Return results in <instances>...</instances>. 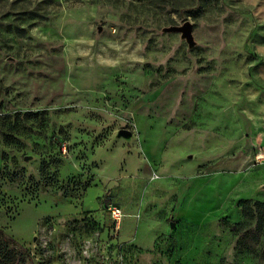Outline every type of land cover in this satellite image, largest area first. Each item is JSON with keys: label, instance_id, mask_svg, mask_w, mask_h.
<instances>
[{"label": "rangeland", "instance_id": "374dc122", "mask_svg": "<svg viewBox=\"0 0 264 264\" xmlns=\"http://www.w3.org/2000/svg\"><path fill=\"white\" fill-rule=\"evenodd\" d=\"M0 86L14 264L260 263L264 0H0Z\"/></svg>", "mask_w": 264, "mask_h": 264}, {"label": "crops", "instance_id": "0c3cea01", "mask_svg": "<svg viewBox=\"0 0 264 264\" xmlns=\"http://www.w3.org/2000/svg\"><path fill=\"white\" fill-rule=\"evenodd\" d=\"M256 123L255 133L251 136L246 144L245 150L240 149L238 154L232 156L229 161L231 171L240 178L239 180H249L250 177L248 175V169L255 164V153L260 149L264 148V121L253 122ZM258 150L256 151V148ZM257 179L256 182L259 184H264V163L261 165H257ZM230 171V172H231ZM231 173V174H233Z\"/></svg>", "mask_w": 264, "mask_h": 264}, {"label": "trees", "instance_id": "16d2710c", "mask_svg": "<svg viewBox=\"0 0 264 264\" xmlns=\"http://www.w3.org/2000/svg\"><path fill=\"white\" fill-rule=\"evenodd\" d=\"M141 1V0H136ZM4 92V88L0 86V95ZM263 214V222H264V208L262 210ZM236 226H232L231 228H235ZM15 240L9 236H7L3 230L0 228V264H14L16 260L17 254H20L19 251L16 252L10 245L14 244ZM22 260V258L20 259ZM259 264H264V245L261 248L259 254Z\"/></svg>", "mask_w": 264, "mask_h": 264}, {"label": "water", "instance_id": "95a60500", "mask_svg": "<svg viewBox=\"0 0 264 264\" xmlns=\"http://www.w3.org/2000/svg\"><path fill=\"white\" fill-rule=\"evenodd\" d=\"M168 32H179L181 37L184 38L188 45L191 47L193 46V39H192V24L190 22H185L181 26H170L165 29ZM118 137L123 138H130L132 136V132L128 129H119L117 131Z\"/></svg>", "mask_w": 264, "mask_h": 264}, {"label": "built area", "instance_id": "2783aa9c", "mask_svg": "<svg viewBox=\"0 0 264 264\" xmlns=\"http://www.w3.org/2000/svg\"><path fill=\"white\" fill-rule=\"evenodd\" d=\"M264 163V148H260L256 154H255V164H263ZM158 175L153 173V178H157ZM109 212L111 219L115 223V229H118L119 221L123 217V212L122 210L115 205H112L109 207Z\"/></svg>", "mask_w": 264, "mask_h": 264}]
</instances>
